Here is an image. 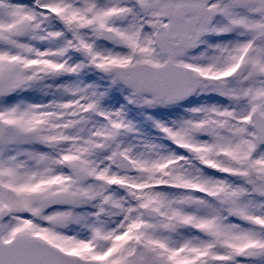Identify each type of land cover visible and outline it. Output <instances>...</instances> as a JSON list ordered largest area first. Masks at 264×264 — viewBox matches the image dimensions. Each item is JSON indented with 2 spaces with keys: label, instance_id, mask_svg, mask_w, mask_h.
<instances>
[{
  "label": "snow or ice",
  "instance_id": "snow-or-ice-1",
  "mask_svg": "<svg viewBox=\"0 0 264 264\" xmlns=\"http://www.w3.org/2000/svg\"><path fill=\"white\" fill-rule=\"evenodd\" d=\"M0 264H264V0H0Z\"/></svg>",
  "mask_w": 264,
  "mask_h": 264
}]
</instances>
